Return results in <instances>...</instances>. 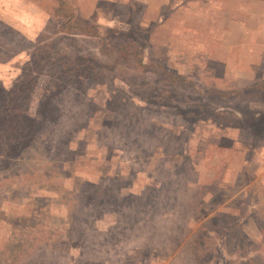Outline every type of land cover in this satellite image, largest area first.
<instances>
[{"label":"rangeland","instance_id":"1","mask_svg":"<svg viewBox=\"0 0 264 264\" xmlns=\"http://www.w3.org/2000/svg\"><path fill=\"white\" fill-rule=\"evenodd\" d=\"M70 1L129 30L145 67L103 69L73 33L59 49L102 63L52 90L37 43L64 22L55 2L0 0V135L15 87L44 118L0 151V264H264V0Z\"/></svg>","mask_w":264,"mask_h":264},{"label":"trees","instance_id":"2","mask_svg":"<svg viewBox=\"0 0 264 264\" xmlns=\"http://www.w3.org/2000/svg\"><path fill=\"white\" fill-rule=\"evenodd\" d=\"M53 1L56 4L54 13L56 15H61L64 19V22L59 25V28L52 31L53 34L46 36V38L41 41L42 43H37L38 51L41 50L38 57L40 64H46L48 66L52 64V70L55 71L56 74H59L56 79L62 80V82L58 81L52 90L60 91V89L64 88L62 83L68 77V79H72L69 80V83L66 84V86L68 85L67 87H69L75 84L76 80L83 75L88 76L93 74V71L96 70V68L102 63V60L100 59L102 57L100 55L96 56V54H90V52H88V54L84 53L80 56L75 54L74 51L71 52V50L66 54L62 49H59L58 46L61 43L62 38H67L71 41L75 40L70 36V34L73 33L90 35L97 38V49L100 54L106 57L105 64H101V68H111L113 67L111 64L118 62V59L121 58L120 60L128 66L131 65L125 59H131L133 63L139 66V70L144 69L145 65L142 58L143 46L133 37L129 30L122 27L112 26L107 29V35L101 34L99 32V24L97 21H95L98 20L96 15L90 18H83L82 16L78 15L77 12H75L74 5H71L72 3L70 0ZM79 47L82 48L80 45ZM67 48L70 49V47ZM59 57H62L63 61H60ZM71 58L73 59L72 61L81 63L82 65H85V67L80 69V66L71 65ZM47 61L48 63H46ZM18 87H15V89H11V91L7 92V94L10 96V99L8 97V99L3 104V107L9 106L7 101L12 102L13 98L15 101L14 106L10 107V110L8 111V113L12 115V119L11 124L8 125V129L4 131L5 135H7V138H5L3 135V137L0 135V144L2 145L0 151H8L7 154L12 153L13 156L17 155L24 145L30 144L37 135V131L44 125V118L39 123H31L32 120L34 121V118H30L28 115H26L27 112L21 105L22 94L19 93L20 91H28V89L18 90ZM208 93L211 92L208 91L204 94ZM45 106L48 107L47 103ZM202 106H204V104H202ZM43 109L47 110L45 108ZM213 111L214 112H212V116L225 111L230 112L237 119H241L243 117V113H240L237 109L228 106L220 107V105H214ZM249 111L253 112L254 114L261 112V110L257 111L256 109H251ZM23 126H25L26 130H24Z\"/></svg>","mask_w":264,"mask_h":264},{"label":"built area","instance_id":"3","mask_svg":"<svg viewBox=\"0 0 264 264\" xmlns=\"http://www.w3.org/2000/svg\"><path fill=\"white\" fill-rule=\"evenodd\" d=\"M264 160V159H263Z\"/></svg>","mask_w":264,"mask_h":264}]
</instances>
